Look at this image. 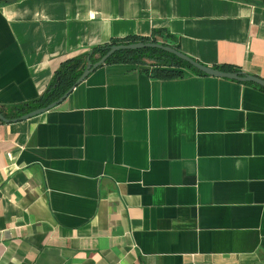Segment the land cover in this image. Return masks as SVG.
I'll list each match as a JSON object with an SVG mask.
<instances>
[{
  "label": "crops",
  "instance_id": "1",
  "mask_svg": "<svg viewBox=\"0 0 264 264\" xmlns=\"http://www.w3.org/2000/svg\"><path fill=\"white\" fill-rule=\"evenodd\" d=\"M156 31L264 78L257 0H0V106L40 97L66 59ZM0 264H264V90L113 63L0 123Z\"/></svg>",
  "mask_w": 264,
  "mask_h": 264
},
{
  "label": "trees",
  "instance_id": "2",
  "mask_svg": "<svg viewBox=\"0 0 264 264\" xmlns=\"http://www.w3.org/2000/svg\"><path fill=\"white\" fill-rule=\"evenodd\" d=\"M264 4V0H257ZM158 36L165 37L161 31H156L150 36H128L123 39H115L110 43L93 47L89 52L64 60L61 66L55 72L51 82L41 94L34 100L16 103L11 105L0 106V112L9 119L19 117L24 113L39 107L46 106L64 95L82 75L88 61L96 62L105 55L113 45L129 44L135 42H161L171 45L178 50L179 46L169 38L162 39ZM113 63H131L134 65H147L153 73L162 78H174L184 75L185 69H190L196 74L206 75L193 67L188 62L182 60L173 53H169L160 48H141V49H122L112 54L105 64ZM103 64V65H105ZM216 68L224 71H240L232 65L221 64ZM264 90V87L253 82H245ZM0 123H3L0 121Z\"/></svg>",
  "mask_w": 264,
  "mask_h": 264
},
{
  "label": "water",
  "instance_id": "3",
  "mask_svg": "<svg viewBox=\"0 0 264 264\" xmlns=\"http://www.w3.org/2000/svg\"><path fill=\"white\" fill-rule=\"evenodd\" d=\"M147 47L160 48V49H163L169 53H173L206 75L227 78V79L235 80V81H239V82H253V83H256V84L264 87V78H262L258 75L245 73L243 71L220 70L216 67L206 65V64L196 60L195 58L189 56L188 54L184 53L181 50H178L177 48H175L171 45H167V44H164L161 42H143V41H140V42L129 43V44L113 45L110 48V50L105 55H103L98 61L92 62L89 60L88 64L86 65V68L84 69L82 75L78 78L76 83L64 95H62L59 99L53 101L52 103H50L46 106L36 108V109L31 110L27 113H24L23 115H21L19 117H15L12 119L7 118L6 116H4L0 112V121H2V122H17V121L26 120V119H29V118H32V117H35L37 115H40L42 113L47 112L48 110L54 108L55 106H57L61 102H63L72 93V91L76 88L77 85H79L81 82H83L90 75V73H92L96 68L105 64L107 59L112 54H114L116 51H119L122 49H141V48H147Z\"/></svg>",
  "mask_w": 264,
  "mask_h": 264
}]
</instances>
